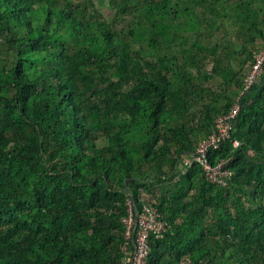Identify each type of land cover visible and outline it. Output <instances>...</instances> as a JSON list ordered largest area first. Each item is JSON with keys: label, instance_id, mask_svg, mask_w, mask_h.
Returning a JSON list of instances; mask_svg holds the SVG:
<instances>
[{"label": "trees", "instance_id": "1", "mask_svg": "<svg viewBox=\"0 0 264 264\" xmlns=\"http://www.w3.org/2000/svg\"><path fill=\"white\" fill-rule=\"evenodd\" d=\"M99 6L0 0V264H124L127 201L147 264H264V0ZM236 104L220 185L191 160Z\"/></svg>", "mask_w": 264, "mask_h": 264}, {"label": "built area", "instance_id": "2", "mask_svg": "<svg viewBox=\"0 0 264 264\" xmlns=\"http://www.w3.org/2000/svg\"><path fill=\"white\" fill-rule=\"evenodd\" d=\"M263 61L264 53L256 55L255 63L244 80L241 94L247 91L256 81L257 76L261 72ZM238 110L239 107L236 104L227 115L220 116L215 120V134L199 144L196 155L191 160V162H198L203 166L207 179L213 183L225 185L226 180L230 176V172L224 168L226 163L224 161L214 167L209 165L205 159L206 153L210 147L216 148L228 137L229 127L237 115ZM233 147H238L237 141L233 142ZM126 206L127 211L125 217L122 219V224L125 229V239L131 240L134 247L128 256L125 253V248H121L124 252L121 261L124 264H147L145 262V256L148 248V237H150V234L155 235L156 238L162 237L167 230V223L160 219L161 215L151 204H142L139 210L134 208V204L131 201H127Z\"/></svg>", "mask_w": 264, "mask_h": 264}, {"label": "rangeland", "instance_id": "3", "mask_svg": "<svg viewBox=\"0 0 264 264\" xmlns=\"http://www.w3.org/2000/svg\"><path fill=\"white\" fill-rule=\"evenodd\" d=\"M108 1L109 0H94V2H97L100 6H99V9L101 12H109V6H108ZM111 11V10H110ZM111 13V12H109ZM127 20L128 18H125L122 22L118 23L116 26L118 29L122 28L123 26L125 27V25H127ZM264 43L262 42H256V45L254 47V51H253V54H254V58L256 57V55H260V54H263L264 53ZM253 66V65H252ZM252 69V67L249 69V71ZM248 71V72H249Z\"/></svg>", "mask_w": 264, "mask_h": 264}]
</instances>
